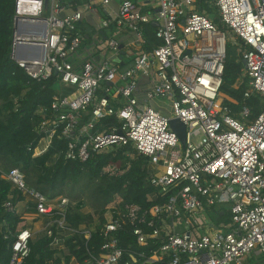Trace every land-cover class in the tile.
I'll return each mask as SVG.
<instances>
[{"label": "built area", "instance_id": "2783aa9c", "mask_svg": "<svg viewBox=\"0 0 264 264\" xmlns=\"http://www.w3.org/2000/svg\"><path fill=\"white\" fill-rule=\"evenodd\" d=\"M98 1L106 10L100 30L127 31L141 49L144 25L155 22L160 43L122 66L121 42L94 36L93 50L84 57L78 30L83 10L65 14L61 0H15L11 45V58L28 76L44 81L56 75L66 91L53 97L37 124L39 139L29 147L33 157L58 140L65 148L55 157L67 161L128 147V156L149 159L155 191L147 197L160 201L144 210L137 204L120 208V197L110 203L100 228L101 253L88 263L151 264L167 257L168 264H247L254 253L264 254V109L255 118L247 106L235 114L231 104L237 101L220 91L228 30L197 10L200 0H151L150 12L137 0H122L117 12L109 9L114 0ZM205 1L237 37L249 77L244 96H264V0ZM102 42L111 57L97 59ZM157 99L162 103L154 107ZM175 118L185 126L184 144L170 124ZM2 177L24 197L4 204L21 219L10 264H23L35 233L25 224L27 217L46 219L42 230L49 233L52 224L68 230L71 201L29 186L19 168ZM220 205H229L231 219L215 224L206 212ZM124 229L139 246L149 247L150 255L139 252L143 261L134 254L122 261ZM85 233L89 239L91 231Z\"/></svg>", "mask_w": 264, "mask_h": 264}, {"label": "trees", "instance_id": "16d2710c", "mask_svg": "<svg viewBox=\"0 0 264 264\" xmlns=\"http://www.w3.org/2000/svg\"><path fill=\"white\" fill-rule=\"evenodd\" d=\"M14 3L15 0H0V264H10L12 244L21 222L19 214L7 211L4 204L9 198L13 203L24 199L2 177V172L12 168H19L27 184L42 194L50 197L64 195L71 201L65 213L68 230L52 224L51 233L43 231L40 236H33L23 264H90L92 257L101 253L104 238L100 228L110 203L120 197V208L137 204L144 210L160 201H149L147 197L155 191L149 184V159L137 153L128 156L127 152L132 151L128 147L95 153L85 161H67L55 157L60 148H65V142L58 140L53 141L44 154L33 157V150L29 147H35L39 139L36 126L49 110L53 97L63 90L56 75L37 81L11 58ZM197 10L208 13L218 26L228 30V55L220 91L237 101V104H231L235 114L247 106L251 117H257L264 109V96L256 92L244 96L249 77L244 73L243 60L237 53L236 35L221 23L215 6L200 0ZM143 29L145 42L140 52L160 43L155 37L153 23L144 25ZM114 120V117H107V121ZM88 205L92 211L84 209ZM29 211H34L33 205ZM211 213L215 224L231 219L229 207L215 206ZM87 230L91 231L89 239L85 233ZM119 246L123 249L122 261L131 260L133 254L143 261L144 257L139 255L142 251L146 256L151 254L149 247L139 246L135 236L125 229L119 232ZM168 260L166 257L151 264H168Z\"/></svg>", "mask_w": 264, "mask_h": 264}, {"label": "crops", "instance_id": "0c3cea01", "mask_svg": "<svg viewBox=\"0 0 264 264\" xmlns=\"http://www.w3.org/2000/svg\"><path fill=\"white\" fill-rule=\"evenodd\" d=\"M121 1L122 0L112 1L109 6V9L112 12H117ZM137 1H141L144 4L143 6L144 11L150 12L151 10H153V5L151 0H137ZM61 2L65 7V14H70L76 10H83L82 20L78 23V30L80 31V33H82V35L86 37L82 42V48L80 50V54L82 56L85 57L87 53L92 52L93 49H92L91 40H93L94 36L102 39H106L107 37L109 38L111 36H114L116 38L119 37L120 39L119 41L121 42L122 66L129 65L134 59V57L139 53L140 47L134 42V37L128 34L127 31H123V30L116 31L114 27L100 30V21L101 18H103L106 15L105 13L106 10L103 9L102 5L98 0H61ZM87 4L91 5L90 9L85 8ZM132 50L135 51L136 53L128 54ZM125 54H127V56ZM105 55L111 57V54L107 53L105 42H102L96 50V58L97 59L99 57L103 58ZM113 58L114 57H112V59ZM144 81L145 80H142V82ZM161 103L162 101L160 99H157L156 101L152 102V105L154 107H159ZM36 219L39 220L40 218L28 216L26 220H31V224H32V220H36ZM29 227H31V225ZM252 257L253 255H251L246 259L247 264H256L250 262V259Z\"/></svg>", "mask_w": 264, "mask_h": 264}, {"label": "rangeland", "instance_id": "374dc122", "mask_svg": "<svg viewBox=\"0 0 264 264\" xmlns=\"http://www.w3.org/2000/svg\"><path fill=\"white\" fill-rule=\"evenodd\" d=\"M118 40L119 37L117 38ZM136 52L135 51H130V53L128 54H135ZM127 56V54H125ZM124 55V56H125ZM20 211H23L25 206H24V203L21 202L19 203L18 205ZM217 207H229V205H220V206H217ZM86 211H92L91 210V207L88 205L84 208ZM206 215L208 216L209 220L211 222H214L213 218H212V213L211 211H208L206 212ZM44 221H46V219L44 218H40L39 220H32V224H31V220H26V225L30 226L31 225V228L34 229V237H38L40 236L41 234H43V230H42V227L44 225ZM34 223V224H33ZM250 262L251 263H256V264H264V254H253V257L250 259Z\"/></svg>", "mask_w": 264, "mask_h": 264}, {"label": "water", "instance_id": "95a60500", "mask_svg": "<svg viewBox=\"0 0 264 264\" xmlns=\"http://www.w3.org/2000/svg\"><path fill=\"white\" fill-rule=\"evenodd\" d=\"M155 24L156 23L153 22V25H155ZM243 64L245 65L244 60H243ZM170 124H171L172 128L177 132L180 140L184 144L185 143V126H184V124L177 118L171 119Z\"/></svg>", "mask_w": 264, "mask_h": 264}]
</instances>
